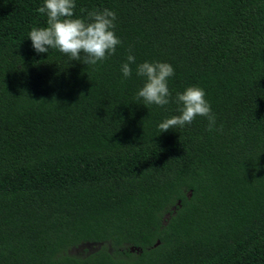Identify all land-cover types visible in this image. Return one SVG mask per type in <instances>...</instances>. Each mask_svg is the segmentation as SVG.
<instances>
[{
  "label": "trees",
  "instance_id": "16d2710c",
  "mask_svg": "<svg viewBox=\"0 0 264 264\" xmlns=\"http://www.w3.org/2000/svg\"><path fill=\"white\" fill-rule=\"evenodd\" d=\"M0 264H264V0H0Z\"/></svg>",
  "mask_w": 264,
  "mask_h": 264
}]
</instances>
